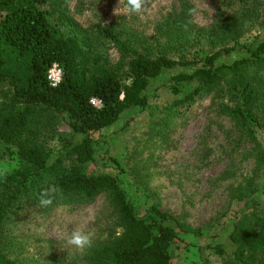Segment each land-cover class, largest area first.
<instances>
[{
    "label": "trees",
    "instance_id": "16d2710c",
    "mask_svg": "<svg viewBox=\"0 0 264 264\" xmlns=\"http://www.w3.org/2000/svg\"><path fill=\"white\" fill-rule=\"evenodd\" d=\"M64 1L0 0V86L5 87L0 159L11 156L17 163L11 170L0 168L6 174L0 178V264H170L181 243L208 250L224 264H264V203L253 195L264 188V0H219L207 26L189 15V0H177L149 37L125 19L82 30L65 12ZM45 2L57 19L41 6ZM226 3L230 8H223ZM249 24H257L259 32L245 43L240 36ZM101 39L115 48L117 60L98 47ZM201 43L210 49L188 56ZM54 63L61 70L56 86L47 79ZM158 87L179 95L172 102L176 106L209 98L210 108L234 118L236 145L249 143L247 152L260 163L261 185L235 193L241 202L228 241L222 233L206 234L179 222L155 201L141 203L108 154L103 131L126 112L148 109V94ZM58 117L69 132L59 136L61 150L53 156L45 143ZM170 118L166 114L150 124L148 142L167 139ZM211 150L201 148V161ZM100 152L102 170L89 173ZM49 185L62 195L41 208L38 194ZM100 195L104 201L85 230L94 233L90 248L68 253L52 240L40 243L21 233L27 212L45 216L61 205L84 207Z\"/></svg>",
    "mask_w": 264,
    "mask_h": 264
},
{
    "label": "rangeland",
    "instance_id": "374dc122",
    "mask_svg": "<svg viewBox=\"0 0 264 264\" xmlns=\"http://www.w3.org/2000/svg\"><path fill=\"white\" fill-rule=\"evenodd\" d=\"M189 1L195 9L193 19L199 26L209 25L216 16V7L222 3L219 0ZM176 4L177 0H150L147 11L137 15L128 12L124 0L63 2L65 12L82 30H92L97 22L107 24L125 19L147 37L153 34L155 23ZM228 5L223 4V8H230ZM41 6L51 8L47 2ZM52 11L54 14L50 12V17L57 19L58 13ZM260 19L264 20V12ZM66 29L70 34L76 33L70 26ZM258 32L257 24H249L240 40L250 43ZM97 45L111 61L118 59V53L109 42L101 39ZM197 48L210 49L201 43L188 56ZM0 90H5V87L0 86ZM148 95V109L139 113H124L116 124L102 133L108 154L117 160L124 171V185L141 203L155 201L161 210L179 222L206 234L222 233L228 241V234L234 231L235 211L241 202L235 198V193L243 186L255 189L261 185L263 175L261 167L257 166L260 163L253 154L247 152L249 143L236 145L238 130L234 118L226 112L218 113L210 108L209 98H197L187 106H176L172 102L179 95H175L168 87L155 88ZM166 114L171 115L167 139L158 143L148 142L150 124L153 125L157 118ZM50 131L45 144L54 156L61 150L59 136L66 135L69 127L64 118L58 117L52 121ZM205 145L212 150L209 157L201 161L200 150ZM103 163L100 152L89 165V173L100 172ZM16 166L11 156H2L0 159V168L3 170H11ZM262 191L264 188L253 192V195L264 203ZM102 201L104 196L100 195L88 206L69 208L61 205L45 216L27 212L21 233L40 243L52 240L60 251L71 253L77 248L68 245L67 238L74 229L86 230ZM203 261L207 264H224L220 256L185 243H181L170 264H201Z\"/></svg>",
    "mask_w": 264,
    "mask_h": 264
},
{
    "label": "clouds",
    "instance_id": "9594fccd",
    "mask_svg": "<svg viewBox=\"0 0 264 264\" xmlns=\"http://www.w3.org/2000/svg\"><path fill=\"white\" fill-rule=\"evenodd\" d=\"M150 0H127L128 12L137 15L147 11ZM195 9H189V15H193ZM187 28V24L184 25ZM56 86V85H52ZM0 178L6 179V174L0 173ZM62 195L61 190L56 185H49L43 188L38 194V204L41 208H48L53 205L57 196ZM94 233L84 231L83 229H74L67 238V244L74 246L77 249L83 250L92 247Z\"/></svg>",
    "mask_w": 264,
    "mask_h": 264
},
{
    "label": "built area",
    "instance_id": "2783aa9c",
    "mask_svg": "<svg viewBox=\"0 0 264 264\" xmlns=\"http://www.w3.org/2000/svg\"><path fill=\"white\" fill-rule=\"evenodd\" d=\"M61 78V70L57 66V64H53L47 72V79L49 80L51 85H56ZM91 102L95 105H99V101L96 99H92Z\"/></svg>",
    "mask_w": 264,
    "mask_h": 264
}]
</instances>
